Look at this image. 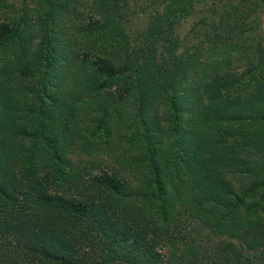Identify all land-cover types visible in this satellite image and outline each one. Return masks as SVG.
Returning a JSON list of instances; mask_svg holds the SVG:
<instances>
[{"label":"trees","instance_id":"obj_1","mask_svg":"<svg viewBox=\"0 0 264 264\" xmlns=\"http://www.w3.org/2000/svg\"><path fill=\"white\" fill-rule=\"evenodd\" d=\"M122 1L33 0L31 19L0 0V264H264L262 83L249 67L248 79L210 81L202 92L198 80L187 86L197 79L188 60L145 81L150 59L119 27ZM197 1L162 0L143 39L168 32ZM243 26L228 20L224 29L240 39ZM131 68L137 75L129 82L123 73ZM104 80H121L136 99L149 168L139 195L153 214L134 207L136 194L117 176L86 180L67 158L74 104L100 97ZM150 91L153 100L163 97L166 127L150 115ZM105 113L97 129H105ZM155 133L171 139L169 163L171 150L185 170L186 203L169 199ZM73 184L86 186L67 195Z\"/></svg>","mask_w":264,"mask_h":264},{"label":"rangeland","instance_id":"obj_2","mask_svg":"<svg viewBox=\"0 0 264 264\" xmlns=\"http://www.w3.org/2000/svg\"><path fill=\"white\" fill-rule=\"evenodd\" d=\"M9 1L15 9L27 11L30 18H33V0ZM160 2L162 0H123L119 6L118 24L127 43L132 47L140 45L145 57L148 56L150 59L144 75L145 81L150 82L151 71L154 72L158 68L166 71L167 69L168 71L177 70L180 62L188 60L196 67L197 79L195 76L187 83V86L193 88L194 82L198 80L202 87L198 89L206 92L210 81L224 84L230 76L238 75L248 79L250 74L247 73V68L252 67L251 80L255 79L262 83L259 84L261 88H256V85L252 84V91L255 88L257 91L262 90L264 97V82H261L264 71V6L259 0H199L193 3L188 15L177 19L168 32L144 40L142 35L148 28L152 13ZM84 7L85 12L92 10L89 3ZM236 19L243 20V28L246 30L240 39L235 30L228 33L224 29L225 21ZM76 48L79 49L78 56H82L83 53L80 50L84 49V46H80L81 49L78 46ZM123 74L127 76V80L129 77V82L137 75L132 68ZM156 82H159V78ZM124 88L121 80L113 82L104 80L99 93L100 97L98 95L93 98L84 97V100L74 104L72 115V128H75L74 145L69 147L67 158L74 167L82 169V175L86 180L94 179L101 174L117 176L127 185L131 193L136 194V199L133 201L134 207L146 211L147 214H153L151 205L144 204L145 196L139 195L142 191L145 193L146 181L144 180L148 179L149 168L147 153H140L139 149L142 137L137 118V102ZM214 88L216 86L210 89ZM150 95L152 103L150 115L154 116L157 112L163 127L168 126L163 97L153 100V91H150ZM103 97L108 98V102L104 106H97L98 100L101 101ZM104 110H106L105 129H97V121ZM65 115H68L67 112ZM78 131L81 134H78ZM92 132L95 133L91 135ZM154 135L161 152L159 166L163 169L162 178L169 190V199L175 201L174 199L179 197L180 203L182 200L186 203L189 201L186 191L187 176L183 172L184 169L182 171L180 166L174 164L179 158L174 159L171 156V150V163H169L168 146L171 147V139L167 140V137L160 133ZM125 136L132 139L131 143L126 142ZM82 146L89 152L85 153ZM67 170L68 168L65 172ZM85 186L86 184L84 186L78 184L76 190L73 184L66 194L77 196V192L83 191ZM149 191L146 194H149ZM180 203L177 204V208ZM186 217L188 215H185ZM186 224H188L187 221L184 225L187 226ZM191 224L194 226L193 219ZM165 247L161 251L166 256L170 248Z\"/></svg>","mask_w":264,"mask_h":264}]
</instances>
